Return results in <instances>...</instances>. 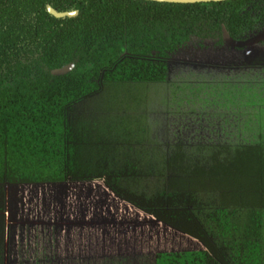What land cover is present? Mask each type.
Listing matches in <instances>:
<instances>
[{
	"label": "trees",
	"instance_id": "obj_1",
	"mask_svg": "<svg viewBox=\"0 0 264 264\" xmlns=\"http://www.w3.org/2000/svg\"><path fill=\"white\" fill-rule=\"evenodd\" d=\"M46 5L77 15L57 19ZM222 28L234 40L263 29L264 0H0V264L5 254L10 264H40L45 253L35 251L32 258L34 238L31 244L12 240L5 213L10 189L73 184L75 191L98 183L116 200L201 245L161 250L133 264H264V80L256 74L241 81L205 75L183 82L186 89L168 82L171 56L192 37L212 40L216 49ZM68 65L66 73L51 74ZM240 68L250 70L247 63ZM164 83L175 101L168 105L205 96L208 105H232L235 117L240 108L251 109L239 129L247 136L201 152L197 147L201 154L188 155L178 141L166 155H149L151 109L146 117L130 114L129 108L144 110V101L132 92L129 100L118 89ZM85 101L98 107L91 110L95 119L77 113ZM192 106L177 120L195 115ZM114 108L121 111L110 117ZM65 255L52 264H126L125 256L113 261L74 249Z\"/></svg>",
	"mask_w": 264,
	"mask_h": 264
},
{
	"label": "rangeland",
	"instance_id": "obj_2",
	"mask_svg": "<svg viewBox=\"0 0 264 264\" xmlns=\"http://www.w3.org/2000/svg\"><path fill=\"white\" fill-rule=\"evenodd\" d=\"M212 42V40L202 42L201 44L207 47L204 50L199 48L197 39H192L191 46L186 52L191 57L203 56L202 62L205 64L215 60V62L225 65L236 64L233 65V68L228 66L222 69H213L205 67L209 65L207 64L202 68L191 67L189 70L183 68L178 70L179 63H174L168 66V82L182 84L184 87L183 82L198 80L205 75L207 78L214 77L218 80L237 78L238 81H241L246 76L252 77L256 74L264 80L263 41L245 47V52L234 54L233 58L223 55L221 51L215 52ZM213 51L215 58L212 59ZM186 52L182 57L188 61ZM253 62H257V64L254 65ZM245 63L249 65L250 70L241 71L240 66ZM186 67L190 68L189 65ZM166 84L138 85L131 87L132 91H127L125 88L118 89L119 94L127 95L126 98L129 100L130 92H132L133 96L136 93L137 97L140 95L141 98H139L144 101V110L130 111L129 108L130 114L134 116L141 114L146 117L149 107L151 109L149 115L151 126H147L151 139L147 143L152 147V152L150 151L149 155L159 157L166 155L172 151V146L178 141L185 145L188 155L201 154L196 152L197 147L201 152L202 147L212 143L224 144L247 136L240 130L246 119L245 115L252 112L251 109L240 108V118L235 117L238 113L232 105L228 104L227 108L223 105H208L204 101L205 96H201L198 98L199 100L196 99L195 103H192L195 115H190L189 119L180 122L177 120L178 115L185 114L182 110L187 107L189 110L192 104L188 103L187 105L182 100L177 107L175 104L168 105L171 99L172 103L175 101L173 93H170L171 89ZM187 92L184 90L181 94L187 97ZM93 105V101H85L77 105V113L95 119L91 110L98 107H93ZM120 111V109L114 108L108 115L113 117ZM262 113L263 111H260V115ZM225 119L229 122H224ZM144 121L147 122V125L150 122L147 121V118ZM238 135L241 138L237 137ZM41 187L42 185H26L21 186L20 189L17 188V190L10 189L7 201L9 202V211L5 212L8 214V218L11 217L8 222L6 218V226L9 223L12 240L14 241L15 230L23 232L24 227L27 226V243L31 244L34 238L30 245L32 248L29 250L32 258L35 251L45 252L42 256L39 253L40 264H52L53 257L64 260V257L67 256L65 254L72 252L73 249L74 252L81 251L84 255L113 257V261L117 257L125 256L126 264H133L140 256L145 258V256H152V253L161 250L185 251L198 248V244L192 239L151 221L141 212L116 200L109 192H105L107 190L100 183L77 186L75 191L73 184L54 186L57 191L53 188H43L42 191ZM21 215H27L29 219L27 217L22 219ZM45 215L48 216L45 218ZM33 221L34 224H32ZM42 230H44L45 236L41 234ZM9 259L12 257L5 254V264H10ZM141 261L145 263L146 260L142 259ZM101 262V259H96L91 264H100ZM76 264H80V261Z\"/></svg>",
	"mask_w": 264,
	"mask_h": 264
},
{
	"label": "water",
	"instance_id": "obj_3",
	"mask_svg": "<svg viewBox=\"0 0 264 264\" xmlns=\"http://www.w3.org/2000/svg\"><path fill=\"white\" fill-rule=\"evenodd\" d=\"M146 1H155V2H165V3H174V4H193V3H210V2H222L226 0H146ZM46 12L54 18L57 19H64V18H72L77 15V11H57L49 5H46ZM222 38L225 45L234 47V48H241V47H249L254 43H259L260 41L264 40V28L257 31L254 35L250 38L245 40H234L232 39L229 34L222 28ZM72 68V65L64 66L59 69L51 70L52 75H62L69 71Z\"/></svg>",
	"mask_w": 264,
	"mask_h": 264
},
{
	"label": "flooded vegetation",
	"instance_id": "obj_4",
	"mask_svg": "<svg viewBox=\"0 0 264 264\" xmlns=\"http://www.w3.org/2000/svg\"><path fill=\"white\" fill-rule=\"evenodd\" d=\"M222 30V29H221ZM255 34V33H254ZM253 34V35H254ZM252 35H250L249 37H247L246 39L250 38ZM193 39V37H192ZM192 39L190 41L187 42V44H185L184 46H182L181 48H179V50L176 51V53L174 55L171 56V58L169 59L168 63H167V70H168V66L169 65H172L174 63H179V67L177 68L178 70L180 68H183V69H191V67H200L202 68L203 65H207L209 64L208 66H205V67H210V68H213V69H217V68H226L229 66V68H231L233 65H236V64H230V65H225V64H222V63H217V62H208V63H203L202 60H203V56H194V57H191L188 55V53L186 52L187 49L191 46V43H192ZM196 39V38H195ZM245 40V39H244ZM204 41H207V40H203V41H199V48L200 49H207V47L203 46L201 43L204 42ZM211 41V40H210ZM238 41V40H236ZM214 44V42H212ZM264 43V40L263 42ZM257 43H254L253 45H255ZM215 45V44H214ZM217 48L215 49L214 47V51L215 52H219L221 51V53L223 55H228L230 56L231 58L234 57V54H240V53H243L245 52L246 50L244 49V47H241V48H234V47H230V46H227L224 44L223 42V38L221 40V44L217 45L216 46ZM214 51H213V56L211 54V57L212 59L215 58L214 57ZM186 52L187 56H188V61L183 59V55L184 53ZM219 55V54H218ZM186 65H189L190 68H187ZM232 65V66H231Z\"/></svg>",
	"mask_w": 264,
	"mask_h": 264
},
{
	"label": "crops",
	"instance_id": "obj_5",
	"mask_svg": "<svg viewBox=\"0 0 264 264\" xmlns=\"http://www.w3.org/2000/svg\"><path fill=\"white\" fill-rule=\"evenodd\" d=\"M54 186H59V184H54ZM89 186V185H88ZM47 187H49V185H42V189L43 188H47ZM54 190H56V189H54ZM8 191V190H7ZM130 208V207H129ZM8 211V210H7ZM6 218H7V222H8V220L10 219V218H8V214H6ZM35 222H32V224H34ZM8 225H9V223H8ZM7 225V226H8ZM25 228V227H24ZM8 230V232H10V229H7ZM8 232L6 233V240H7V235H8ZM14 232V231H13ZM11 233V232H10ZM14 236H13V239H14V242L15 243H18L19 241H24V242H27V231H25L24 232V230H23V232H20V231H18V230H15V232H14ZM194 241V240H193ZM195 243H197L198 244V248H196L195 250H200L201 249V245L198 243V242H196L195 241ZM17 254H18V252H17ZM26 255H27V252H26Z\"/></svg>",
	"mask_w": 264,
	"mask_h": 264
}]
</instances>
